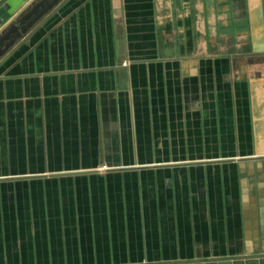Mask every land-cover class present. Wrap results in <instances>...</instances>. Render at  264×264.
<instances>
[{
  "label": "crops",
  "instance_id": "obj_1",
  "mask_svg": "<svg viewBox=\"0 0 264 264\" xmlns=\"http://www.w3.org/2000/svg\"><path fill=\"white\" fill-rule=\"evenodd\" d=\"M0 264H264V0H58L17 38Z\"/></svg>",
  "mask_w": 264,
  "mask_h": 264
},
{
  "label": "water",
  "instance_id": "obj_2",
  "mask_svg": "<svg viewBox=\"0 0 264 264\" xmlns=\"http://www.w3.org/2000/svg\"><path fill=\"white\" fill-rule=\"evenodd\" d=\"M58 0H37L30 8L20 13L0 34V56L20 38ZM24 0H4L0 5V25L13 14Z\"/></svg>",
  "mask_w": 264,
  "mask_h": 264
}]
</instances>
